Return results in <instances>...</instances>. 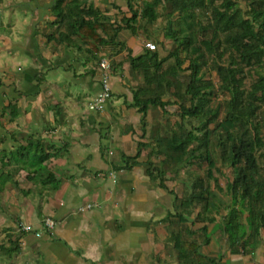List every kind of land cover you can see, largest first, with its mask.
Segmentation results:
<instances>
[{
    "label": "crops",
    "instance_id": "crops-1",
    "mask_svg": "<svg viewBox=\"0 0 264 264\" xmlns=\"http://www.w3.org/2000/svg\"><path fill=\"white\" fill-rule=\"evenodd\" d=\"M106 1L80 0L102 20L123 25L130 14L126 2ZM141 1L143 6L153 0ZM142 6L133 4L135 9ZM22 7L30 13L37 10V18L47 20L49 31L36 35L34 28L35 34L1 37L8 58L0 87V196L3 204L16 203L7 208L18 215L22 211L18 203L32 197L37 205L24 213L31 230L18 235L22 237L18 252L23 249L26 257L40 263L38 251L47 264H264V229L256 240L250 238L246 213L240 218L243 237L230 243L225 228L232 203L228 180L224 186L208 183V207L194 203L187 209L189 215L180 206L189 193L181 199L168 189L169 182L179 184L184 166L167 164L168 150L160 148L159 141L169 136L165 127L173 116V125L181 124L178 104L167 103L177 107V114L172 111L173 115L157 118L154 109L159 105H148L144 115L132 106L142 79L130 65L128 53L133 58L143 55L148 50L143 39H164V28L146 31L138 19L135 34L122 29L117 35L115 43L124 50L105 46L92 53L75 36L71 41L78 48L57 42L53 2ZM96 33L106 39L102 29ZM104 58L112 64L110 98L103 111L90 112L88 103L102 82L98 62ZM8 62L19 67L15 71ZM169 107H160L162 114ZM138 144L135 164L126 167L121 157H135ZM153 169L162 174L150 175ZM48 173L59 181L52 194L53 182L41 183ZM192 179L187 189L185 180H179L184 193L198 178ZM43 218L54 221L52 230L41 226ZM188 243L196 246L202 259L187 249Z\"/></svg>",
    "mask_w": 264,
    "mask_h": 264
},
{
    "label": "trees",
    "instance_id": "trees-1",
    "mask_svg": "<svg viewBox=\"0 0 264 264\" xmlns=\"http://www.w3.org/2000/svg\"><path fill=\"white\" fill-rule=\"evenodd\" d=\"M135 1L125 0L130 16L124 18L123 25H119L102 20L93 8L82 6L80 0H69L65 5H62L63 0H56L52 22L58 26L55 38L58 43L78 48L71 41L75 36L92 53L105 46L124 50V46L115 43L122 29L135 34L138 19L151 24L158 18L156 7L162 1L170 6L164 39L174 44L173 51L164 58H159L154 50H147L137 58L131 57L130 51L128 53L130 65L142 74L145 83V87L134 91L132 106L144 115L148 105H167L168 102L161 99L164 94H170L179 106L182 122L177 130L159 141L160 148L168 150L166 162L182 165L205 161L206 178L217 182L214 174L218 169L210 148L211 137H214L220 162L232 171V179L227 186L232 203L228 207L225 227L230 243L235 244L243 237L240 218L245 213L249 236L256 240L264 229V119L261 120L259 114L264 105V77L253 82L249 89L244 88V80L250 71L264 66V0H153L141 9L133 8ZM98 29L103 30L106 39L97 35ZM180 52L186 53L188 66L185 69L182 68L185 59H181ZM170 58L174 59L173 65L163 69V64ZM209 60L213 61L220 90L229 96L225 104L227 112L220 122L219 110L208 106L214 85L204 80L201 74ZM183 71L190 75L184 97H180L176 91L171 92V88L178 84L177 77ZM10 108V114L16 115L15 107L11 105ZM186 117L197 121L198 125L186 130L183 121ZM211 124L215 126L213 131L208 129ZM140 148L141 144H138L133 158L121 157L126 167L129 162L135 164L133 160L139 156ZM161 174V170L150 172L154 176ZM50 181L53 182L50 190H56L59 181L51 173L46 174L41 183L47 186ZM187 193L180 206L185 207L188 215L192 212L187 209L194 203L202 205V208L208 207L210 193L203 179H196ZM201 231L205 232L206 227ZM187 245L196 258L202 259L194 244ZM1 250L9 256L17 253V239Z\"/></svg>",
    "mask_w": 264,
    "mask_h": 264
},
{
    "label": "rangeland",
    "instance_id": "rangeland-1",
    "mask_svg": "<svg viewBox=\"0 0 264 264\" xmlns=\"http://www.w3.org/2000/svg\"><path fill=\"white\" fill-rule=\"evenodd\" d=\"M68 1L69 0H63L62 5H65L66 3H68ZM122 1L125 2V0H120V2H122ZM52 2H53V4H55L53 0H0V87L3 86L2 80H5V78H6L5 77L6 73L3 69V67H4L3 63L6 62L7 58H8L7 53L2 50L3 49V40L1 37L7 36L8 34L11 35L13 38L17 37V36H26V35L31 34L32 32L34 33V31H32V29H34V28L36 29V32H35L36 35H42L41 34L42 32L44 34H46V32L49 31L48 25L46 24L47 20L37 18V14H38L37 10H35L36 12L30 13L29 9H26L28 7H22V5H34L35 3L39 4V5H42V4L44 5L45 3L46 4L47 3L52 4ZM104 2L108 3L106 0H104ZM142 3L143 2L141 0H136L134 2V5L137 8V7H141ZM164 5L161 2V4L157 8L158 18L156 21L157 23L154 26H149L148 23L143 19H141L139 22V23H141L140 26L141 27L143 26L146 31H152V32L162 31L161 29L166 27L167 13L170 11V6L168 4H166L165 6ZM27 12H29V13H27ZM128 16H130V14H128ZM156 39L155 38H148L147 40L143 39L144 48H145V44L147 42L153 43L156 47L154 51L158 53L159 58L167 57L173 51L174 44L171 41L165 40L162 38L160 41H158ZM179 56L181 57V59L184 60L186 53L180 52ZM101 60H99V62H98V69H99V65H100L99 63ZM173 61H174V59H172V58L168 59L167 62H165L163 64V69L167 68L168 66L173 65ZM224 64H225V62H224ZM7 66L13 67V70H15V71L19 67L15 63H9V62H8ZM187 66H188V62L185 59V62L182 65V68L185 69ZM201 74H202V77L204 80L211 81V83L214 85V88L212 90V95L209 98L210 102H209L208 106L212 109L217 108L219 110L218 122H220L225 117V114L227 112L225 109V104H226V101L229 99V96L226 92H223L219 88L220 83H219L218 75L216 74V71L213 68V61L212 60H209L207 63V66L202 68ZM139 75L141 76V79H142V82H141L142 85L140 87L141 88L145 87V83L143 81L142 74L140 72H139ZM189 75H190L189 72H186V71L179 72V75L177 77L178 84H175V86H173L171 88V92L176 91V93H179V96L182 97L184 95L185 86L188 83ZM61 76L63 78L65 76V74H61ZM136 76L137 75L135 74L134 79H137ZM260 77H264V66L262 68L254 69V70L250 71L245 76L244 88L249 89L251 84L253 82L258 81ZM162 98H163L162 99L163 102L172 103V101H174V99L170 96V94H164L162 96ZM175 99L178 100V98H175ZM187 104H188V102H187ZM170 105H173V104H170ZM170 105L167 104L165 106L169 107ZM160 109H161L160 107H157L156 109H154V113H155L154 117L157 118L158 115H161V117L162 116L168 117V116H170V114L171 115H173L174 113L177 114V110H178L177 107L173 108V106H170L169 108H167L169 112L165 111L162 114ZM172 111H175V112L172 114ZM178 112H179V110H178ZM259 114L261 116V120H263L264 119V105L261 106V108L259 110ZM175 117L176 116H173V120H175ZM173 120L171 122L167 123V125L165 127V129L168 130V132H170V131L172 132L173 131L172 128H174V127L177 128L175 125H173V124H175V123H173L174 122ZM183 121H184L186 130H191V129H193V126L196 127L198 125L197 121H195L193 119H189L187 117ZM214 127H215L214 124L209 125L208 126L209 131H213ZM211 135L213 136V134H211ZM263 136H264V131H263ZM136 137H138V135ZM215 142L216 141L214 140V137H211V147H210L211 148V154L213 156L212 158L216 162V167H217L216 169H218L217 172L215 171L214 177H216L218 186H220L221 184L224 186V183L227 180H228V182L231 181L232 171L228 167V165H223L220 162L218 155H217V152H218L217 147L214 146ZM202 153H203V151H202ZM167 164H171V163L167 162ZM191 164H182V166H184V169H182V170L180 169V172L178 174L179 180H182V179L185 180L186 189L188 187L187 185L192 183V180H193L192 177H194V178L197 177L198 179H203L205 186L208 183H210V185L216 183L213 180H208L206 178L207 164L205 161L196 162L195 165H191ZM164 169H166V168H164ZM169 176H171V175H169ZM54 177H56V176H54ZM179 180H178L179 184H175L176 183L175 181L169 182V188L168 189H171V191L173 190L174 192H176L178 194V196H180L181 199H183L188 193H184V189L182 188ZM11 190H13V188ZM35 190H38V189L36 188ZM53 192L54 191L51 190L50 193L52 194ZM33 195H34V193H33ZM179 200L180 199H178L176 201V204H179ZM15 204L16 203H11L10 205L3 204L1 196H0V264H47V262H45V259L42 257L43 255H40V253L38 251L35 252V255H38V256H36V258L39 259L38 261H40V263H36L33 260V258L30 259L28 256L26 257L25 255H27V254H24L23 249L17 253H14L12 256H9L5 251L1 250V247L7 248L10 245V242L15 241V239H17L18 245L20 247V245L22 244V242H21L22 237L20 238V237H18V235L21 232H23L21 230V226L29 225V224L25 223L24 213L26 215V213H27L26 210L28 208L32 207L31 208V211H32L33 207L37 206L36 204L35 205L33 204V198L30 197L29 199H26L25 202H22L21 204L18 203L19 205H17V207L20 209V211L22 210L18 215L15 212L13 213L10 208H7V206H11V205L14 208V207H16ZM15 216H17L18 219H16ZM45 219L46 218H43L41 226H43L44 229L47 230L44 226V220ZM10 224L13 226L12 228H8L10 226ZM36 258H34V259L36 260ZM28 259H30V260H28ZM50 264H54V263H50Z\"/></svg>",
    "mask_w": 264,
    "mask_h": 264
},
{
    "label": "built area",
    "instance_id": "built-area-1",
    "mask_svg": "<svg viewBox=\"0 0 264 264\" xmlns=\"http://www.w3.org/2000/svg\"><path fill=\"white\" fill-rule=\"evenodd\" d=\"M145 48L148 50H155V45L153 43L147 42L145 44ZM99 69L102 73V82H101V88L94 95L92 100L88 104V110L90 112H100L103 111L109 98H110V87H109V78L111 75V63L108 59L104 58L99 63ZM90 205H87L86 208H89ZM82 210V208L80 209ZM54 221L50 218H46L44 220V226L47 230H52L54 227ZM21 230L24 232H28L31 230V227L29 225H23L21 226Z\"/></svg>",
    "mask_w": 264,
    "mask_h": 264
}]
</instances>
